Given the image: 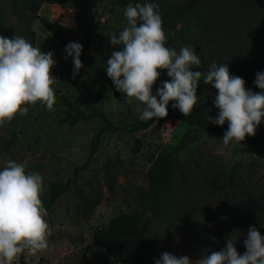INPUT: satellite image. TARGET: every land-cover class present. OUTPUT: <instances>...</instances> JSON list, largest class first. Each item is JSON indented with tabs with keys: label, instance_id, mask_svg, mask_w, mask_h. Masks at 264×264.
Here are the masks:
<instances>
[{
	"label": "rangeland",
	"instance_id": "374dc122",
	"mask_svg": "<svg viewBox=\"0 0 264 264\" xmlns=\"http://www.w3.org/2000/svg\"><path fill=\"white\" fill-rule=\"evenodd\" d=\"M2 24L5 31L0 33L11 39L14 35L24 38L42 52L52 51L56 65L52 74L58 80L53 85L71 104L85 111L75 93L76 83L81 92L94 102L96 107L106 116L110 125L118 130L103 133L95 153L88 160V165L77 175V185L85 194L91 189L102 193L98 205L87 216H74L75 196L69 188L62 193L48 209L45 218L49 223L52 235L49 237V248L35 256L27 252L21 254L15 264H98L93 258L80 253L94 230L106 225L109 218L119 213H127L135 209L132 196L144 188L145 175L151 164L162 152H173L180 164L195 158L198 162L207 161L228 175L233 172H246L248 166L259 175L264 172V125L261 123L255 136L248 137L241 143L230 142L223 145L222 136L191 131L188 126L178 120L154 121L146 129L132 131L143 111V104L135 98L125 99L118 92L106 73L107 59L114 50L122 46H114L110 37L118 36L127 26L123 15L126 7H120L116 0H97L94 7L79 6L78 0H57L55 3H42L37 15L45 18L57 29L58 38L44 29L29 13H15L10 8V0H0ZM91 17L93 20L90 22ZM90 24L91 34L86 53L81 59L82 68L76 79L73 78L74 65L72 57L65 59V48L69 42L83 46V36ZM177 53L180 49L172 47ZM205 71L206 69H194ZM156 84L158 87L170 80L166 70ZM158 87L153 86V95ZM218 91L211 84L203 81L198 85V103L195 106L213 108ZM54 111L49 112L46 105L37 102L35 105H24L28 112L17 116L0 127V170L7 160L26 165V173H38L44 180V192L41 199H46L50 183L65 182L74 166L86 162L89 144L94 134L102 126L97 119H88L69 127L63 122V109L58 94L55 93ZM126 102L127 107H125ZM12 135L16 139L9 143ZM216 140H213L212 138ZM139 140L140 148L134 152V141ZM113 162L115 181L112 193H108L104 184L103 166ZM90 182V183H89ZM197 203L198 209L211 210L215 206L193 194L180 196V212L184 216L190 205ZM230 204L233 206L234 201ZM146 216L148 213L145 214ZM165 251L176 256L186 255L192 261L201 257L190 242L193 231L187 226L173 230L172 234L163 235Z\"/></svg>",
	"mask_w": 264,
	"mask_h": 264
},
{
	"label": "trees",
	"instance_id": "16d2710c",
	"mask_svg": "<svg viewBox=\"0 0 264 264\" xmlns=\"http://www.w3.org/2000/svg\"><path fill=\"white\" fill-rule=\"evenodd\" d=\"M55 1L10 0V8L15 13H29L44 29L58 38L54 25L37 15L42 3L52 4ZM96 1L78 0V5L94 7ZM129 3L158 5L166 47L181 49L191 46L206 70L213 61L224 64L230 76L244 79L247 90L253 93L262 91L256 87L254 80L257 72H264V0H116L120 7H126ZM92 20L91 17L90 22ZM4 31L0 9V33ZM91 31L89 24L83 36L80 58L88 49ZM154 86L158 87L157 84ZM54 92L61 101L63 122L69 127L88 119L102 122L90 141L86 162L74 166L65 182L50 183L44 200V207L48 211L55 200L71 188L75 196L74 216L82 218L98 205L102 193L92 188L90 194H85L77 185V175L87 167L100 136L118 129L111 126L94 102L81 92L78 83L75 93L85 111L74 107L57 89L54 88ZM172 103L170 101L168 104L167 117L139 122L132 131L146 129L154 121L161 123L170 119L182 122L191 131L223 137L227 122L217 126L209 121V117H215L219 111L215 106H194L192 113L184 117L172 107ZM124 105L128 108L126 102ZM261 123L264 125V117ZM15 139V135H12L9 143ZM139 148L140 142L135 140L134 152L137 153ZM103 171V186L110 194L115 181L113 162H106ZM145 178V187L138 189L132 196L135 209L114 215L105 226L94 230L89 242L80 248L82 255L93 258L98 264H154L166 252L162 244L164 238L159 231L162 230L163 235L172 234L173 230L183 226L193 231L190 242L200 257L221 251L229 238L235 243L238 252L243 254V241L251 226H255L264 236V172L259 175L248 166L244 174L237 171L226 175L207 161L198 162L192 157L180 164L173 152L167 151L157 156ZM193 194L215 207L203 210L198 209L199 205L195 203L182 216L180 196L189 197ZM231 201H234L233 206ZM20 263L24 264L23 261Z\"/></svg>",
	"mask_w": 264,
	"mask_h": 264
},
{
	"label": "clouds",
	"instance_id": "9594fccd",
	"mask_svg": "<svg viewBox=\"0 0 264 264\" xmlns=\"http://www.w3.org/2000/svg\"><path fill=\"white\" fill-rule=\"evenodd\" d=\"M123 15L127 26L118 36L110 37L114 50L107 59L106 73L116 90L131 102L135 98L144 106L142 121L162 119L168 115V104L185 117L192 113L199 97L201 80L218 91L214 106L219 110L209 121L217 126L227 122L220 142L241 143L253 137L264 117V72H257L254 84L262 91L253 93L245 88L239 76H230L224 64L215 61L203 68L201 58L191 46L179 53L165 46L166 36L158 5L129 3ZM83 46L69 42L65 59L72 57L73 78L82 68ZM56 65L52 51L44 53L24 38L11 39L0 35V127L16 116H24L28 108L40 102L49 112L54 111L56 96L53 85L58 80L52 74ZM166 70V80L153 95L152 89ZM213 140H216L214 137ZM44 180L38 173H26V165L7 160L0 170V264H15L21 254L35 256L49 248L52 235L41 196ZM245 252L240 254L229 238L221 251L203 255L192 261L188 256L163 252L154 264H264V236L255 226L247 229L243 241ZM103 251V249H101Z\"/></svg>",
	"mask_w": 264,
	"mask_h": 264
}]
</instances>
